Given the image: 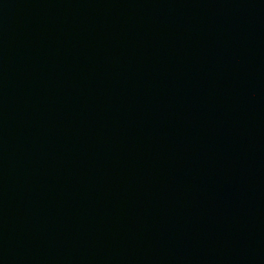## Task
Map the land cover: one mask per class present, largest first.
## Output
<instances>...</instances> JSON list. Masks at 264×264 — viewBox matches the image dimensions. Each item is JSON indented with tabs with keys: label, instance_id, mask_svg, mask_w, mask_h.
<instances>
[{
	"label": "water",
	"instance_id": "95a60500",
	"mask_svg": "<svg viewBox=\"0 0 264 264\" xmlns=\"http://www.w3.org/2000/svg\"><path fill=\"white\" fill-rule=\"evenodd\" d=\"M0 264H264V0H0Z\"/></svg>",
	"mask_w": 264,
	"mask_h": 264
}]
</instances>
